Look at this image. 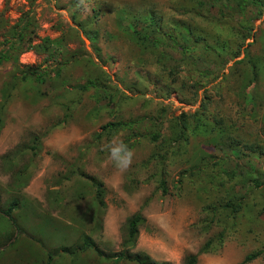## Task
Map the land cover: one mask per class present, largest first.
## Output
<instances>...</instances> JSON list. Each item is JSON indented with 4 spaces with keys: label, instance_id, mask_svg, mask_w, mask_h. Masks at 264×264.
Masks as SVG:
<instances>
[{
    "label": "rangeland",
    "instance_id": "rangeland-1",
    "mask_svg": "<svg viewBox=\"0 0 264 264\" xmlns=\"http://www.w3.org/2000/svg\"><path fill=\"white\" fill-rule=\"evenodd\" d=\"M148 18L144 47L126 27ZM8 43L0 264H139L114 259L137 213L133 254L181 264L213 241L195 264H264V0H0Z\"/></svg>",
    "mask_w": 264,
    "mask_h": 264
},
{
    "label": "trees",
    "instance_id": "trees-1",
    "mask_svg": "<svg viewBox=\"0 0 264 264\" xmlns=\"http://www.w3.org/2000/svg\"><path fill=\"white\" fill-rule=\"evenodd\" d=\"M159 20L161 21V18H159ZM156 23L157 22L154 21L153 19L148 18L147 20L143 21L142 26L139 28V30H135L134 26L132 27L130 24H128L127 27H126V29H127L126 31L129 34H131L135 38V40L138 41L139 44H141L142 46H144V47L151 46V45L154 44V42L157 43V41H158V39L154 36L155 31L156 30L158 31ZM151 36H152L153 39H151ZM161 36H163L162 33H161ZM93 37H94V35H93ZM17 40H19V38ZM27 42H29V40H27ZM47 44H51L50 41ZM27 46L29 47V43L27 44ZM15 48L16 47H14V43L6 44L5 49L0 51V64H2L3 62H6L8 60H11V59L12 60H16L17 57L14 56V55H11L10 52H9V50H14ZM25 49L27 50L26 47L24 48V50ZM145 53L155 54V51L154 52H145ZM164 59H165V56H163L161 54L156 56V62L160 63L161 67L164 66L163 63H162V60H164ZM30 73H32L31 70H30V72H28V74H30ZM25 77H27L25 74L21 75V79H24ZM39 78H41V75H40V72H37V74H35V79H39ZM16 79H17V77L13 76V81L11 80L8 83L9 84L8 89L4 88V87L1 89V95H2L3 98L7 99L11 95V93H13V90H15V87H16V85H15V80ZM88 82L92 83V81H88ZM90 83H88V84H90ZM85 84L80 86V87H82V89H84L85 87L88 86L87 84L86 85ZM1 95H0V97H1ZM66 117L67 116H65L63 118V121L66 120ZM1 125H2V120L0 118V127H1ZM180 130L182 131V129H180ZM34 139L36 140V138H34ZM27 147L29 148V150L31 152H34V153L38 149V145L35 142L31 143L30 145H27ZM16 152H18V150ZM19 153H21V151H19ZM245 167L247 169L249 168V165H248L247 162L245 163V162H243L241 160L240 161L239 160L235 161V169L241 170V169H243ZM20 174H21V172H19V171L15 172V177H17V179H18ZM88 178H89V180H91V185L92 186L93 185L97 186V188L95 189V195L99 196L100 195L99 187H100L101 184L99 182H96L94 180V178H92V177H88ZM250 183H252L256 187L260 186V181H259L258 178H253L250 181ZM16 202L17 201L15 199H13L7 205V207L4 210L0 209V213L3 214L4 216H6L11 221H12L11 211L13 209V206L16 205ZM226 206H230L232 209H236L237 208L235 206H232L230 203L226 204ZM126 221H127L126 238L121 243V246L124 247V250L123 251H118L117 252V256L115 255L114 259L117 262L118 261H122V258H126L128 260H137L139 264H170V263H164V262L160 263V262L152 261L146 254H143V253H141V254L137 253V255H136V254H133V253L129 252V248L133 247L134 244H135L134 242H135V239H136L137 226L142 221V217L137 213V214L131 215ZM220 237H222V235H220ZM215 240L217 241V243L219 245V243L221 242L222 238L221 239H217L216 238ZM78 243L81 245V247H80V245ZM213 244H214L213 241H206L205 243L202 244V246L197 250L196 253L188 254L187 256H185L183 258L181 264H195L196 260H197V254L205 252L207 250V248H209L210 246L212 247ZM74 245L77 246V248H80V250H84V249H87L88 247H92V245L94 246V242H93L92 239H89L86 236H80L74 242ZM62 248H63V251L65 253H67V254H72L75 251L72 245L62 246ZM252 256H253V254L247 255L246 257H244L243 261L247 260L248 258H251ZM103 257L106 258L107 257L106 254ZM120 257H121V259H120Z\"/></svg>",
    "mask_w": 264,
    "mask_h": 264
},
{
    "label": "clouds",
    "instance_id": "clouds-1",
    "mask_svg": "<svg viewBox=\"0 0 264 264\" xmlns=\"http://www.w3.org/2000/svg\"><path fill=\"white\" fill-rule=\"evenodd\" d=\"M112 156L119 164L127 166L131 163L133 153L124 144H120L112 149Z\"/></svg>",
    "mask_w": 264,
    "mask_h": 264
}]
</instances>
